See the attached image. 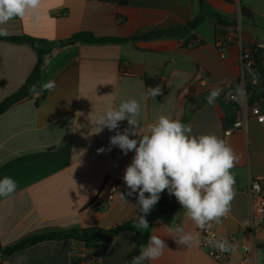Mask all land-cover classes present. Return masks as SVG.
<instances>
[{"label": "crops", "instance_id": "0c3cea01", "mask_svg": "<svg viewBox=\"0 0 264 264\" xmlns=\"http://www.w3.org/2000/svg\"><path fill=\"white\" fill-rule=\"evenodd\" d=\"M241 9L250 19L242 17ZM200 11L198 0H127L124 6L98 0H42L38 20L29 12L0 27L7 28V36L27 35L56 44L79 32L140 37L183 27ZM204 13L192 30L196 44L189 48L179 39H150L51 50L39 84L42 88L54 80V90H44L43 99L38 93L25 98L0 115V179L8 176L17 182L14 194L0 197V264H130L150 235L163 239L167 248L158 259L144 264H239L238 244L252 246L257 264H264V228L259 233L253 230L256 223L247 192L255 176L261 177L264 192V123L248 114L255 102L250 103L241 86L235 101L220 94L212 105L207 97L215 88L199 87L202 80L218 86L239 81L241 47L252 41L264 47V0H205ZM214 15L231 26H216V33ZM220 36L230 40L223 55L215 47ZM36 60L30 45L0 40V102L24 84ZM145 80L159 82L161 94L147 97ZM128 99L141 103V135L149 134L150 125L163 115L190 124L192 135L224 139L238 157L231 169L236 193L231 211L216 226L222 240L238 243L229 248L226 262L215 263L204 253L197 226L167 190L146 216L149 229L135 227L136 215L142 214L133 207L137 194L127 196L122 179L135 153L124 155L110 144L115 132L105 127L96 133L95 126L109 104ZM191 100L200 103L195 111L188 109ZM257 102L264 114V99ZM238 110L243 126L224 135ZM127 127L125 120L118 130ZM112 186L116 191L111 202L102 204ZM117 192L124 193L128 203ZM126 223L130 230L100 238L98 248L73 240L46 241L1 257L3 249L32 235L75 228L100 231ZM177 228L198 233V243L178 245L173 237Z\"/></svg>", "mask_w": 264, "mask_h": 264}, {"label": "clouds", "instance_id": "9594fccd", "mask_svg": "<svg viewBox=\"0 0 264 264\" xmlns=\"http://www.w3.org/2000/svg\"><path fill=\"white\" fill-rule=\"evenodd\" d=\"M41 2L42 0H0V25L17 17L23 19L29 12L38 20ZM8 34L7 28L0 27V36ZM55 86V81L50 80L42 85V89L51 91ZM220 91L219 88L210 91L208 104L215 103ZM161 92L159 85L148 86L146 95L155 98ZM141 111L142 106L138 100L128 99L119 105L109 104L95 121L98 128L96 133L103 131L105 127L115 132L110 137L112 146L119 147L124 155L130 151L135 153L122 177L129 190L127 196L137 194V203L133 207L142 213L136 215L135 227L149 229L146 216L165 190L175 196L198 228L204 229L211 222L219 223L231 211V202L236 195L235 178L231 169L238 157L233 149L224 139L214 134L192 135L190 124L163 115L150 125L149 134L141 135V121L138 119ZM125 120L128 127L120 132V122ZM98 151L103 152L104 149ZM16 189L17 182L13 178L5 176L0 179V197H8ZM118 194L122 201L128 203L124 193ZM175 231L178 235L173 237L178 245L198 243V233H184L182 228ZM216 246L221 251H227L230 247L227 241L217 242ZM166 248L163 239L150 235L147 244L140 246L139 254L132 258L130 264L156 260Z\"/></svg>", "mask_w": 264, "mask_h": 264}, {"label": "trees", "instance_id": "16d2710c", "mask_svg": "<svg viewBox=\"0 0 264 264\" xmlns=\"http://www.w3.org/2000/svg\"><path fill=\"white\" fill-rule=\"evenodd\" d=\"M106 3H113L120 6H124L127 4V0H98ZM200 4L201 11L199 14L188 22L183 27H176L164 31H155L140 37L131 36L128 38H116V37H95L89 32H79L71 35L69 38L61 40L56 44L48 43L41 39H36L27 35L23 36H0V40L10 41L18 44H28L30 45L34 51L36 52L37 60L33 67V70L27 77L24 84L13 94L6 97L3 101L0 102V115L4 113L11 106L16 104L17 102L29 98L32 95L38 93L40 94V98L43 99L45 95V91L41 88L39 84V76L41 72V68L44 64L45 58L50 54L51 50L54 48H60L68 45L74 44H108V43H126L133 42L135 40H150V39H179L183 41L182 46L184 48H189L192 45L196 44V37L192 34V30L198 26L201 22L202 18L205 16L204 13V3L205 0H198ZM241 15L245 19H250V14L241 9ZM215 17V32H218V26H231V23H226L222 21V17L220 15H214ZM217 26V27H216ZM202 41L197 42V44H201ZM261 52L258 51L257 56L254 57L253 65L250 68L244 69L245 73V84L244 91L249 98L250 103L257 102L259 99H264V93H258V84L262 79H264V63L261 58ZM253 79H256L257 85H253L251 82ZM159 85L161 89H163L162 85L157 81L145 80L144 87L145 91L148 86L155 87ZM223 96H226L225 92L220 93ZM130 230V223H126L115 228L100 230V238L109 237L113 238L117 236L119 233L123 231ZM93 232L92 229H70V230H61L57 232H47L32 235L30 237H26L17 243L6 247L1 251V257L7 258L10 255L27 249L31 246H34L41 242L46 241H62V240H73L78 241L84 244L87 248H98L100 238L91 237L90 234Z\"/></svg>", "mask_w": 264, "mask_h": 264}, {"label": "built area", "instance_id": "2783aa9c", "mask_svg": "<svg viewBox=\"0 0 264 264\" xmlns=\"http://www.w3.org/2000/svg\"><path fill=\"white\" fill-rule=\"evenodd\" d=\"M230 40L227 37L220 36L215 41V47L220 55H223L227 48L229 47ZM264 47L261 43L258 42H250L249 44L243 45L241 47V59L243 64V74L237 83L232 85L218 86L216 83L211 81H200L199 87L200 89H211V88H219L222 92L226 93V98L228 101H235L236 99V90L239 86L244 90L245 84V73L244 69L250 68L253 65L254 57L257 56L258 51L261 52V58L264 63ZM253 85H257L256 79H253L251 82ZM242 111H237V118L232 121L230 126L224 130V135H230L234 131L238 130L243 126L241 120ZM248 114L255 119L257 123H264V114L261 111L260 103L255 102L251 104L248 108ZM261 177H253L251 178L248 186V196H249V207L250 213L253 221H255V226L253 230L257 233L263 230V221H264V192L262 185L260 183ZM114 186H112L111 190L108 192L106 199L102 202V204H108L111 202L113 198V190ZM225 217H222L220 222L223 221ZM219 222V223H220ZM216 222H211L210 225H206L204 229L198 228L200 233V248L204 251V253L215 263H224L229 258V248L238 244L236 240L230 239L227 241L230 247L227 251H221L217 246V242H222V240L217 232L216 226L219 224ZM241 250V259L239 264H257L255 259V251L254 248L248 244H238Z\"/></svg>", "mask_w": 264, "mask_h": 264}, {"label": "water", "instance_id": "95a60500", "mask_svg": "<svg viewBox=\"0 0 264 264\" xmlns=\"http://www.w3.org/2000/svg\"><path fill=\"white\" fill-rule=\"evenodd\" d=\"M258 93L259 94H263L264 93V79H262L260 81V83L258 84ZM200 107V103L199 101L197 100H191L189 103H188V109L191 110V111H195L197 108ZM91 237H94V238H100V231L99 230H96V231H93L91 234H90Z\"/></svg>", "mask_w": 264, "mask_h": 264}]
</instances>
